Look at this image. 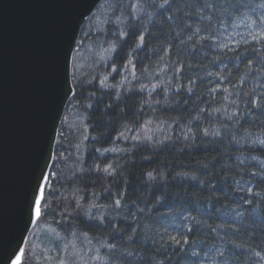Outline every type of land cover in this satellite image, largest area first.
<instances>
[{
    "label": "clouds",
    "instance_id": "9594fccd",
    "mask_svg": "<svg viewBox=\"0 0 264 264\" xmlns=\"http://www.w3.org/2000/svg\"><path fill=\"white\" fill-rule=\"evenodd\" d=\"M65 81L25 264H264V0H98Z\"/></svg>",
    "mask_w": 264,
    "mask_h": 264
},
{
    "label": "water",
    "instance_id": "95a60500",
    "mask_svg": "<svg viewBox=\"0 0 264 264\" xmlns=\"http://www.w3.org/2000/svg\"><path fill=\"white\" fill-rule=\"evenodd\" d=\"M97 3L0 0V264H22L30 195L65 95L67 49ZM53 158L50 151L49 178Z\"/></svg>",
    "mask_w": 264,
    "mask_h": 264
},
{
    "label": "trees",
    "instance_id": "16d2710c",
    "mask_svg": "<svg viewBox=\"0 0 264 264\" xmlns=\"http://www.w3.org/2000/svg\"><path fill=\"white\" fill-rule=\"evenodd\" d=\"M135 33L134 32H132V33H130L129 34V36L126 38L128 41H131L132 39H134L135 38ZM142 47H145L144 45H142ZM230 47H235V42L233 41L231 44H230ZM194 52H195V49L193 50ZM237 51H239V49H237ZM141 54H137V58H134L133 59V71H136L137 69H139V68H141V67H143L146 63H147V59H148V57H149V53H147V52H145V53H143L142 55H143V59H140L139 58V56H140ZM195 55V53H193V56ZM189 63L191 64V65H195V64H197V61H196V59L195 58H189ZM232 65H231V62H229V67H231ZM198 69L196 68V67H192L191 68V71H193V72H196ZM212 70H214V71H218L219 70V66L217 65V66H214L213 67V69ZM182 71H183V69H182ZM116 77L114 76L113 77V79H115ZM208 79L209 78H202V79H200V80H197L196 81V83L198 84V85H201V84H204V85H207L208 87H212V86H214V85H216L217 84V82H213V84H211V85H209L208 84ZM218 83H220V84H222V83H224V81L223 80H221V81H219ZM130 102H134V100L133 101H130ZM99 111H100V109H97V110H95V114H99ZM115 133H113V135H114ZM54 156H55V153H54ZM54 176H55V173L54 172H52V168H51V176H50V178L49 179H52V178H54ZM48 183H49V180H48ZM47 186H48V184H47ZM47 186H46V188H47ZM27 255H28V250L26 249V253H25V257H24V260H23V262H22V264H25V258L27 257Z\"/></svg>",
    "mask_w": 264,
    "mask_h": 264
},
{
    "label": "snow or ice",
    "instance_id": "6c2138e0",
    "mask_svg": "<svg viewBox=\"0 0 264 264\" xmlns=\"http://www.w3.org/2000/svg\"><path fill=\"white\" fill-rule=\"evenodd\" d=\"M135 35H137V33H135ZM141 39H143V38H141ZM40 178L43 179V183L40 182V179L38 180V183H37V186H36V189H35V195H34L35 207H34V209L32 208V213L34 211L35 217H39L40 216L41 204H42L43 197H44L45 186H46V183H47V181L49 179L48 175L45 174L44 172L41 173ZM33 222H35V221H33ZM17 264H18V261H17Z\"/></svg>",
    "mask_w": 264,
    "mask_h": 264
},
{
    "label": "rangeland",
    "instance_id": "374dc122",
    "mask_svg": "<svg viewBox=\"0 0 264 264\" xmlns=\"http://www.w3.org/2000/svg\"><path fill=\"white\" fill-rule=\"evenodd\" d=\"M28 251H29V248H28Z\"/></svg>",
    "mask_w": 264,
    "mask_h": 264
}]
</instances>
